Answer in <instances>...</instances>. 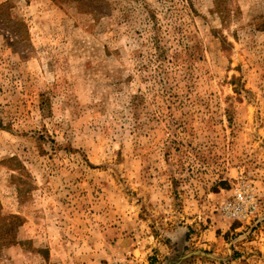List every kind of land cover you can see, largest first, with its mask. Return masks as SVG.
I'll return each mask as SVG.
<instances>
[{
	"label": "rangeland",
	"instance_id": "374dc122",
	"mask_svg": "<svg viewBox=\"0 0 264 264\" xmlns=\"http://www.w3.org/2000/svg\"><path fill=\"white\" fill-rule=\"evenodd\" d=\"M0 212V264H264V0H0Z\"/></svg>",
	"mask_w": 264,
	"mask_h": 264
},
{
	"label": "built area",
	"instance_id": "2783aa9c",
	"mask_svg": "<svg viewBox=\"0 0 264 264\" xmlns=\"http://www.w3.org/2000/svg\"><path fill=\"white\" fill-rule=\"evenodd\" d=\"M236 200L234 201H228L223 207V210L227 211L230 217L236 218L240 217V215H243V207L241 205V202H243L240 198V195H236ZM251 202L249 203V210H255L256 209V204L254 199L251 197Z\"/></svg>",
	"mask_w": 264,
	"mask_h": 264
},
{
	"label": "trees",
	"instance_id": "16d2710c",
	"mask_svg": "<svg viewBox=\"0 0 264 264\" xmlns=\"http://www.w3.org/2000/svg\"><path fill=\"white\" fill-rule=\"evenodd\" d=\"M2 216L3 215H1V212H0V229H2L5 225L11 226V227H9V241L8 242L10 244H12V243L16 242V240H17V236H16L15 231L18 228V226L20 225V220L18 219V217L16 215H11V216H7L11 219V221H9L8 223H6V222L3 223V222H1ZM3 217H5V216H3ZM13 229H14V231H13Z\"/></svg>",
	"mask_w": 264,
	"mask_h": 264
},
{
	"label": "crops",
	"instance_id": "0c3cea01",
	"mask_svg": "<svg viewBox=\"0 0 264 264\" xmlns=\"http://www.w3.org/2000/svg\"><path fill=\"white\" fill-rule=\"evenodd\" d=\"M188 230L186 228H178L176 231L171 233V240L174 247H179L185 241Z\"/></svg>",
	"mask_w": 264,
	"mask_h": 264
},
{
	"label": "water",
	"instance_id": "95a60500",
	"mask_svg": "<svg viewBox=\"0 0 264 264\" xmlns=\"http://www.w3.org/2000/svg\"><path fill=\"white\" fill-rule=\"evenodd\" d=\"M199 253H201V251Z\"/></svg>",
	"mask_w": 264,
	"mask_h": 264
}]
</instances>
